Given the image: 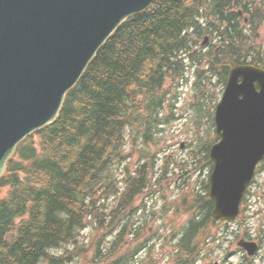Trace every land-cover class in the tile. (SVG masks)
Returning a JSON list of instances; mask_svg holds the SVG:
<instances>
[{
  "label": "trees",
  "instance_id": "16d2710c",
  "mask_svg": "<svg viewBox=\"0 0 264 264\" xmlns=\"http://www.w3.org/2000/svg\"><path fill=\"white\" fill-rule=\"evenodd\" d=\"M252 3L157 0L117 30L66 96L58 119L27 138L8 162L0 182V264H65L72 258L57 256L59 251L87 224L100 230L113 215L107 201L121 194L119 215L132 204L147 187L148 170L122 180L118 166L128 159L130 143L158 142L162 110L183 82L188 61L202 64L205 57L208 71L224 82L229 68L249 56L264 67L256 46L264 0L257 12ZM238 8L252 13L249 33ZM206 36L214 43L202 52ZM208 201L199 198L198 206L209 215ZM194 231L192 226L182 245L190 260ZM76 253L87 256L84 248Z\"/></svg>",
  "mask_w": 264,
  "mask_h": 264
},
{
  "label": "water",
  "instance_id": "95a60500",
  "mask_svg": "<svg viewBox=\"0 0 264 264\" xmlns=\"http://www.w3.org/2000/svg\"><path fill=\"white\" fill-rule=\"evenodd\" d=\"M156 0H0V176L17 145L58 118L99 50ZM214 216L239 214L264 161V70L238 66L216 111ZM250 253L255 245L248 244Z\"/></svg>",
  "mask_w": 264,
  "mask_h": 264
},
{
  "label": "rangeland",
  "instance_id": "374dc122",
  "mask_svg": "<svg viewBox=\"0 0 264 264\" xmlns=\"http://www.w3.org/2000/svg\"><path fill=\"white\" fill-rule=\"evenodd\" d=\"M250 1L253 2V9L258 10L262 0ZM260 35L258 45L264 47V28H260ZM213 41L214 39L209 40L208 45ZM192 53L195 54V51ZM201 62L200 69L205 73L197 78L196 68L193 67L188 71L187 79L180 87L171 90L165 105L166 108L161 114L165 125L161 126L162 129L155 138L158 142L151 144L143 141L137 144L130 143L128 145L129 157L118 167V175L121 179L124 174L135 172L147 160L151 173V185L147 189L148 191H144L138 196V199H141V202H144L146 206L139 207L137 205L140 202L135 203V211L130 216L131 220L140 219L141 223L147 222L145 227L149 233L148 236H144L143 241L146 242L147 249H151V253L148 255L149 250H146L139 256L137 262L142 260L147 262L150 258L160 264H177V244L193 219H191L192 215L186 213L185 210L181 211L176 207L173 210V205L175 202L183 204L184 198L195 195L196 191L203 194L205 192L203 185L209 180L210 171L205 160L206 148L210 143L218 141L214 116L216 105L224 93L225 83H222V76L218 72L216 75L208 73V63L205 57L201 58ZM219 70L220 67L216 69V71ZM197 81H199L198 84H196ZM199 99L205 102L204 106H197ZM182 143H185L184 149L181 148ZM263 196L264 172L259 176L257 183V197H255L257 203L254 197L250 198L251 206L247 211V216L252 217L248 225L249 234L252 235L253 230H256L253 235H256L257 238L260 237L263 246L254 264H264V233L261 231L258 235V231L264 229ZM119 198L121 197L111 198L107 204L115 203L117 206ZM170 204H172L171 211L167 214L164 213L165 206ZM219 227L225 229L226 225L222 224ZM213 230L217 231L216 228ZM229 230L223 249H215L216 251L212 255L213 261L201 253L203 264H214L219 258L226 257L228 254L230 255L228 264H247L248 260L247 262L244 260L237 247V242L241 240L237 223L229 225ZM156 231H159L161 238L151 236V233ZM84 236L88 249L87 258L92 260L94 249L89 247L94 238L100 240L102 235L96 233L94 226L90 225ZM111 238L108 237V241ZM225 251L227 253L224 255ZM85 263L87 264V261L83 258L76 264Z\"/></svg>",
  "mask_w": 264,
  "mask_h": 264
},
{
  "label": "flooded vegetation",
  "instance_id": "af4514ba",
  "mask_svg": "<svg viewBox=\"0 0 264 264\" xmlns=\"http://www.w3.org/2000/svg\"><path fill=\"white\" fill-rule=\"evenodd\" d=\"M262 168H264V166H263ZM256 185H257V182L254 183V186H253V187H255ZM251 189H252V188H251ZM249 194H250V193H249ZM254 238H257V236L254 237ZM256 258H257V256H256Z\"/></svg>",
  "mask_w": 264,
  "mask_h": 264
}]
</instances>
